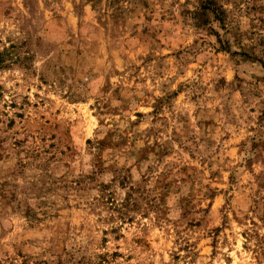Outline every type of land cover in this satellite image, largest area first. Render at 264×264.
Here are the masks:
<instances>
[{"label": "rangeland", "instance_id": "rangeland-1", "mask_svg": "<svg viewBox=\"0 0 264 264\" xmlns=\"http://www.w3.org/2000/svg\"><path fill=\"white\" fill-rule=\"evenodd\" d=\"M0 264H264V0H0Z\"/></svg>", "mask_w": 264, "mask_h": 264}]
</instances>
